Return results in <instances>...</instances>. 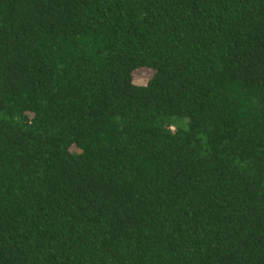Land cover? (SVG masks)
<instances>
[{
  "label": "trees",
  "instance_id": "16d2710c",
  "mask_svg": "<svg viewBox=\"0 0 264 264\" xmlns=\"http://www.w3.org/2000/svg\"><path fill=\"white\" fill-rule=\"evenodd\" d=\"M0 264H264V0H0Z\"/></svg>",
  "mask_w": 264,
  "mask_h": 264
},
{
  "label": "rangeland",
  "instance_id": "374dc122",
  "mask_svg": "<svg viewBox=\"0 0 264 264\" xmlns=\"http://www.w3.org/2000/svg\"><path fill=\"white\" fill-rule=\"evenodd\" d=\"M153 72L148 69H141L134 73V82L138 85H145L151 79Z\"/></svg>",
  "mask_w": 264,
  "mask_h": 264
}]
</instances>
